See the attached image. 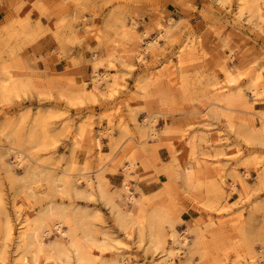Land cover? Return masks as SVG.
Wrapping results in <instances>:
<instances>
[{
    "label": "rangeland",
    "instance_id": "rangeland-1",
    "mask_svg": "<svg viewBox=\"0 0 264 264\" xmlns=\"http://www.w3.org/2000/svg\"><path fill=\"white\" fill-rule=\"evenodd\" d=\"M1 13L0 264H30L15 235L49 205L85 258L59 252L51 228L34 240L39 264H151L171 245L175 264H264V0H15Z\"/></svg>",
    "mask_w": 264,
    "mask_h": 264
},
{
    "label": "bare ground",
    "instance_id": "bare-ground-1",
    "mask_svg": "<svg viewBox=\"0 0 264 264\" xmlns=\"http://www.w3.org/2000/svg\"><path fill=\"white\" fill-rule=\"evenodd\" d=\"M160 36H162V34L160 32L157 33L155 36L152 37V41L149 40L146 42L147 45L149 43L156 42ZM145 47H147V46H145ZM145 47H143V49H145ZM109 53H110V56L114 60H116L118 62H122L124 65H128L130 67L134 66L132 64L126 63L127 57L125 56V53H123V51H121L119 49H116L114 46H110ZM140 56H141V54L138 53L136 55L137 59H139V60L143 59V57L142 56L140 57ZM148 75L149 74L146 73V76H148ZM107 77H108V75L106 72H102V74L99 76V78H104V79H106ZM255 78H257V76H255ZM220 88H222V86ZM253 92H254V95L261 94V93L258 94V91L256 88H253ZM262 97H264V96H262ZM260 99H262V98H260ZM19 154L16 156V158L20 157ZM129 167H131V162L128 164L127 170L129 169ZM62 183L61 184L59 183L60 185H58V184L53 185L54 189L59 191V192H62V190H61V186H63ZM40 184L39 185L37 184L38 186H36V187L39 188ZM100 184H101V186L99 185V182H98L99 186H97L96 189L98 190V192L102 198H108L106 191L103 189L104 186H102V183H100ZM41 186H40V190H42ZM36 187H34V188H36ZM125 188L128 191V194H126L127 200H130V201L133 200V198H134L133 191L128 189V183L125 184ZM39 192H41V191H39ZM47 207L48 208L45 212L44 217H42L37 222H35L34 225L30 226L26 232L24 230H18L16 235H15V237L18 239V245L19 246L25 245L27 252H29L30 264H39L38 254L36 253L34 246H33V244L35 243L34 240L36 239L37 234L39 233V231L42 235L48 234L50 232L51 228H53L55 231H57L60 234V236L62 237L61 240H58L55 243V247L59 252H61L67 258H69L70 255H74V257H76L77 260L84 259L85 256H84L83 252L81 251L82 246L75 239V237L72 235V233L68 232L64 228L63 221L61 219L62 218L61 213L56 211L55 207H53L52 205H49ZM47 219L51 220V222H52L51 225L48 224ZM158 230L159 229L155 228L151 232V236L152 237L158 236L159 235ZM13 233L14 232L11 229H9L7 235L12 237ZM167 237L171 243L178 241L180 244H185L186 240H187L186 236L183 233H178L175 228H170L168 230ZM180 252H181L180 247H173L171 245L168 249L162 250L161 256L158 257L157 259H155L154 261H152L151 264H175L174 258L176 255H179ZM91 255H92L93 259L89 258L88 259L89 261H96L98 264H114L113 262L107 263L106 260L103 258L99 259L98 254L95 252H92ZM123 261H126V259L124 258Z\"/></svg>",
    "mask_w": 264,
    "mask_h": 264
},
{
    "label": "crops",
    "instance_id": "crops-1",
    "mask_svg": "<svg viewBox=\"0 0 264 264\" xmlns=\"http://www.w3.org/2000/svg\"><path fill=\"white\" fill-rule=\"evenodd\" d=\"M13 1H15V0H0V14L2 15V13H1V11H2V9L3 8H5L6 7V5L8 4V3H10V2H13ZM1 18V17H0ZM102 21L99 19H95V20H93V21H91V22H89V24H92V25H96V26H101L102 25ZM101 28H102V26H101ZM104 30V29H103ZM104 32H105V30H104ZM85 53V52H84ZM82 54H83V52H82ZM86 54V53H85Z\"/></svg>",
    "mask_w": 264,
    "mask_h": 264
}]
</instances>
